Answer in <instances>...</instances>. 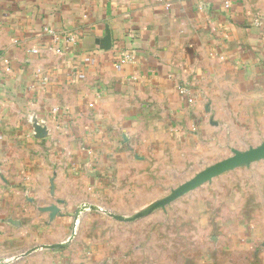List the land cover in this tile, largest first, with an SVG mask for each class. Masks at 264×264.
Segmentation results:
<instances>
[{"label":"crops","instance_id":"obj_1","mask_svg":"<svg viewBox=\"0 0 264 264\" xmlns=\"http://www.w3.org/2000/svg\"><path fill=\"white\" fill-rule=\"evenodd\" d=\"M224 1L0 0V264H264V222L192 224L193 189L103 212L264 134V0Z\"/></svg>","mask_w":264,"mask_h":264},{"label":"rangeland","instance_id":"obj_2","mask_svg":"<svg viewBox=\"0 0 264 264\" xmlns=\"http://www.w3.org/2000/svg\"><path fill=\"white\" fill-rule=\"evenodd\" d=\"M261 142H264V134L250 135L247 137V140L237 142L235 146L237 148H232L242 151ZM232 154L231 148H225L215 158L218 161ZM186 196L184 202H186L185 206L190 210L192 224L196 220L210 222V220H214L215 216L239 221L254 219L256 222H264V157L251 161L247 165H237L232 169H227L212 177L210 181L194 188ZM81 206L89 208L87 204ZM205 208L208 209V214L207 212L206 214L200 212ZM82 218L83 215L81 213L75 216V220L72 222L74 230L75 227H79L80 222L83 220ZM130 232L132 234L143 233L140 228L132 229ZM258 234L261 237L254 247L256 253L264 249V231H260ZM191 235L194 238V231L191 232ZM117 236H120V234H117ZM63 243L65 244L66 242ZM111 261L108 262L114 264L117 260L112 259ZM62 264L69 263L64 259Z\"/></svg>","mask_w":264,"mask_h":264},{"label":"water","instance_id":"obj_3","mask_svg":"<svg viewBox=\"0 0 264 264\" xmlns=\"http://www.w3.org/2000/svg\"><path fill=\"white\" fill-rule=\"evenodd\" d=\"M36 130L39 132H42V127L38 126L36 127ZM231 151H233V154L222 158L218 161H215L209 165H207L205 168H202L199 170L194 176H192L190 179L186 180L176 188L172 189L170 194L165 196L164 198L157 200L151 204H149L144 209L135 212L134 214L130 216H123L119 214H114L111 212L103 211L107 216L118 220V221H134L140 217L146 216L150 212H152L154 209L157 208H164L167 204H169L171 201L176 199L177 197L183 195L184 193L202 185L203 183L210 181V179L219 173L226 171L227 169H232L233 167L237 165H247L251 161H255L259 158L264 157V142L259 143L258 145H255L253 147H249L247 149H244L242 151H238L234 148H231ZM90 209H95V207L90 206ZM74 229L72 234H74ZM65 244L63 242L55 243V244H45L42 245L41 248L45 249H55V248H61ZM33 249L29 250L28 252H31Z\"/></svg>","mask_w":264,"mask_h":264},{"label":"built area","instance_id":"obj_4","mask_svg":"<svg viewBox=\"0 0 264 264\" xmlns=\"http://www.w3.org/2000/svg\"><path fill=\"white\" fill-rule=\"evenodd\" d=\"M224 5H225V7H228V2L226 0L224 1ZM30 51L32 53H35L37 50L36 49H31ZM32 125H33L34 129H36V127L42 126V123L37 121L36 119H33L32 120Z\"/></svg>","mask_w":264,"mask_h":264}]
</instances>
